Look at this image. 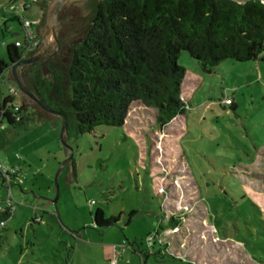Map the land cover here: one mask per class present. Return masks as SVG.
I'll return each instance as SVG.
<instances>
[{
	"label": "rangeland",
	"instance_id": "obj_1",
	"mask_svg": "<svg viewBox=\"0 0 264 264\" xmlns=\"http://www.w3.org/2000/svg\"><path fill=\"white\" fill-rule=\"evenodd\" d=\"M86 1L64 5L59 44H48L58 57L81 39ZM24 3L0 0L5 60L6 44L24 39L22 19L41 18L39 4L23 9ZM178 63L186 69L184 114L159 128L154 110L133 102L123 126L67 139L72 158L58 176L55 203L54 175L69 155L59 140L60 118L43 114L48 121L10 134L0 160L18 164L22 173L10 185L14 216L0 228V264H66L70 236L71 264L97 260L94 249L74 238L95 234L96 208L104 219L119 218L108 235L118 232L148 252L162 249L159 240L166 243V252L150 255L155 264H264V61L225 59L205 73L181 52ZM12 88L15 102L32 106L8 73L0 75V101ZM6 192L0 186L3 200ZM172 215L181 216L176 226H169Z\"/></svg>",
	"mask_w": 264,
	"mask_h": 264
},
{
	"label": "trees",
	"instance_id": "obj_2",
	"mask_svg": "<svg viewBox=\"0 0 264 264\" xmlns=\"http://www.w3.org/2000/svg\"><path fill=\"white\" fill-rule=\"evenodd\" d=\"M46 1L29 2V6L39 4L42 11L32 26L37 44L27 50L25 38L24 45L7 43V60L0 58V75L8 73L14 81L11 64L36 50ZM86 5L88 22L81 39L68 46L66 55L55 53L18 67L32 93L65 115L66 140L99 126H123L133 102L152 108L159 128L184 114L189 104L181 95L186 72L178 63L181 52L197 61L205 73L225 59L264 61V2L260 0H87ZM31 102V107L23 100L15 102L14 93L1 99L0 148L8 143L10 134L48 121L43 114L55 116ZM228 104L233 105L231 99ZM9 165L16 169L10 174V185L22 169L18 164ZM135 214V210L129 212L126 224ZM1 215L8 218L9 214L4 211ZM180 218L170 216L169 226L178 225ZM118 219H104L100 208L92 211V227L98 231L116 225ZM155 237L159 239L157 231ZM159 245L164 252L168 250L166 243L159 241ZM168 256L182 261L171 251Z\"/></svg>",
	"mask_w": 264,
	"mask_h": 264
},
{
	"label": "water",
	"instance_id": "obj_3",
	"mask_svg": "<svg viewBox=\"0 0 264 264\" xmlns=\"http://www.w3.org/2000/svg\"><path fill=\"white\" fill-rule=\"evenodd\" d=\"M70 0H47L46 1V12H45V21L42 26V34L40 36V41L36 50L30 54V56L17 61L11 64V74L16 83L18 90L31 101L36 102L39 106H41L47 112L56 115L60 118V129H59V140L61 144L67 149L69 155L64 161L59 165L55 175H54V187H55V197L53 198V202L55 203L58 197V176L64 166L68 164L72 158V148L67 144L65 139V130L67 127V120L63 113L51 109L48 105L44 102L40 101L28 88V86L24 83L23 79L21 78L18 67L22 64H29L35 61L43 59L46 55V49L48 48L49 40L52 39L55 41L56 45L58 46V24H59V17L60 13L64 7V5ZM238 3H246L249 0H234ZM264 2V0H260Z\"/></svg>",
	"mask_w": 264,
	"mask_h": 264
},
{
	"label": "crops",
	"instance_id": "obj_4",
	"mask_svg": "<svg viewBox=\"0 0 264 264\" xmlns=\"http://www.w3.org/2000/svg\"><path fill=\"white\" fill-rule=\"evenodd\" d=\"M13 216H14V208L8 219L12 218ZM33 218H32V222L35 223L37 221L36 215ZM110 227L102 231H98L94 229L95 234H88L85 236L82 233L75 234L74 238L77 240V242H81L85 246H88V248L94 249V256H95L94 258L97 259L95 261H89L91 260L89 258L88 262H84L83 264H155L152 261V258L150 257V255L154 254V258H155V254H156L155 252L158 250H153V251L148 252L142 249V247H140L138 243L134 245L130 244V248L128 247L124 250H121L119 245L126 238L123 235L124 237L123 239V237H121L118 232L110 233V235H108V232L112 230L110 229ZM69 232L71 234V230ZM68 245L70 247V250H69V254L66 255L67 257L66 264H71V236L69 238ZM153 245H150V246L152 247ZM159 250L163 252V249L160 248ZM91 255L92 254L90 255L87 254L86 256L88 258ZM158 255H162V254L158 253ZM175 257L181 258L178 255H175ZM98 259H100L101 261H98ZM115 259H116V262H114Z\"/></svg>",
	"mask_w": 264,
	"mask_h": 264
},
{
	"label": "built area",
	"instance_id": "obj_5",
	"mask_svg": "<svg viewBox=\"0 0 264 264\" xmlns=\"http://www.w3.org/2000/svg\"><path fill=\"white\" fill-rule=\"evenodd\" d=\"M25 3L23 4L22 8L23 9H27L29 8V2H35L38 0H24ZM22 25L25 29V33H24V38L26 39V47L27 50H31L35 47V45L37 44L36 39L33 36V29L32 26L37 22L36 20L33 19H22ZM15 45L16 46H20V45H24L23 41H15ZM10 91H12V93H16L17 91H15V89H10ZM227 103H230V99L227 98L225 100ZM1 129V127H0ZM16 171V169L9 165L6 164L4 162H2L0 160V186L1 187H6L7 189V197L6 200H3L1 195H0V228L4 227L6 225V222L8 220V218L10 217L11 212L13 211L14 208V200H13V196L10 190V181H11V175L10 174H14ZM93 201L90 202V204H92ZM4 211H7L8 218L7 217H2L1 213H3ZM160 241V240H159ZM147 242L149 243V245H153L154 244V236H149L147 238ZM161 242V241H160ZM121 250H124L126 248H130V243L126 240H123L122 243L119 245ZM114 262H116V259L114 260Z\"/></svg>",
	"mask_w": 264,
	"mask_h": 264
},
{
	"label": "flooded vegetation",
	"instance_id": "obj_6",
	"mask_svg": "<svg viewBox=\"0 0 264 264\" xmlns=\"http://www.w3.org/2000/svg\"><path fill=\"white\" fill-rule=\"evenodd\" d=\"M60 22V20H59ZM58 29H59V25H58ZM56 53V48L52 49L51 51L49 50V47L46 49V52H45V57L43 59H46V58H49V57H52L53 55H55Z\"/></svg>",
	"mask_w": 264,
	"mask_h": 264
}]
</instances>
